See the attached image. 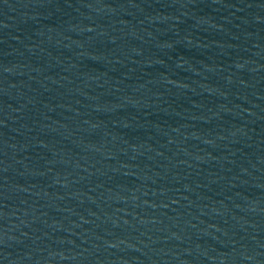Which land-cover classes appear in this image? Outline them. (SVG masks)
Wrapping results in <instances>:
<instances>
[{"label":"water","instance_id":"water-1","mask_svg":"<svg viewBox=\"0 0 264 264\" xmlns=\"http://www.w3.org/2000/svg\"><path fill=\"white\" fill-rule=\"evenodd\" d=\"M0 264H264V0H0Z\"/></svg>","mask_w":264,"mask_h":264}]
</instances>
